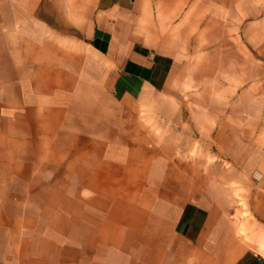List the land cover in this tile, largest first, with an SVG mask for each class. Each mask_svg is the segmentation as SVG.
<instances>
[{
	"label": "crops",
	"instance_id": "0c3cea01",
	"mask_svg": "<svg viewBox=\"0 0 264 264\" xmlns=\"http://www.w3.org/2000/svg\"><path fill=\"white\" fill-rule=\"evenodd\" d=\"M0 264H264V0H0Z\"/></svg>",
	"mask_w": 264,
	"mask_h": 264
},
{
	"label": "rangeland",
	"instance_id": "374dc122",
	"mask_svg": "<svg viewBox=\"0 0 264 264\" xmlns=\"http://www.w3.org/2000/svg\"><path fill=\"white\" fill-rule=\"evenodd\" d=\"M205 52V50L200 51L201 54H203ZM202 63V62H200ZM196 83V82H195ZM201 85L198 86L197 85L194 86V89L191 88V83H186L182 86V88L180 87L177 93H174L172 95H170L167 99L171 100V101H178V102H191L193 99H199V100H204L207 99L206 98V94H202L201 93ZM191 90H194L195 92H199V98L197 97V95H193L194 92H191ZM196 98H195V97ZM154 101H158L157 99H154ZM156 110H141V117H158V114L154 113Z\"/></svg>",
	"mask_w": 264,
	"mask_h": 264
}]
</instances>
